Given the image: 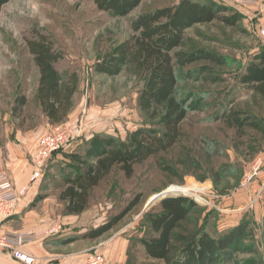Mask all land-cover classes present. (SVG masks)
<instances>
[{"label":"rangeland","instance_id":"1","mask_svg":"<svg viewBox=\"0 0 264 264\" xmlns=\"http://www.w3.org/2000/svg\"><path fill=\"white\" fill-rule=\"evenodd\" d=\"M179 1H146L127 17L99 11L93 0H12L6 4L0 11V169L17 172L18 192L33 184L21 195L17 207L30 212L32 218L40 214L48 224H61L62 229L51 232L56 238L89 232L143 192L141 204L112 231L96 241L78 238V249L104 243L102 254L106 256L111 250L114 254L108 260L112 258V262L122 260L120 250H116V243L121 242L122 247L127 244L124 264H161L145 260L138 250L140 239L151 235L146 215L159 209V202L150 201L180 188L190 193L170 196L187 195L197 203L181 233L207 232L218 237L248 223V232L235 254L236 264H264V98L237 80L264 49L258 33L262 12H248L235 28L215 22L195 25L186 32V44L179 51L210 50L224 56L227 63H198L178 71L175 97L187 100L190 111L182 124V136L170 151L136 166L132 179L114 169L91 191L89 208L80 215L67 214L66 204L59 200L63 175L71 171L67 156H84L94 136H114L124 141L139 128L159 129L163 110L145 113L139 107L143 84L127 69L108 76L97 74L95 65L108 51L131 38L134 18ZM41 35L61 54L56 67L63 78L76 77L78 82L68 118L55 126L48 124L37 101L40 74L27 46L29 40ZM205 64L212 72L198 74ZM20 93H25L29 102L18 119L13 106ZM228 111H237L248 120L242 135L219 120ZM61 125L83 128L82 134L54 154L41 168L40 177L31 183L41 138ZM258 167L259 177L251 185L244 184L246 173ZM33 195L44 198L35 207L31 203ZM71 248L55 251L68 254Z\"/></svg>","mask_w":264,"mask_h":264},{"label":"trees","instance_id":"2","mask_svg":"<svg viewBox=\"0 0 264 264\" xmlns=\"http://www.w3.org/2000/svg\"><path fill=\"white\" fill-rule=\"evenodd\" d=\"M12 0H0V11ZM154 0H93L99 11L116 17H127L144 2ZM243 15L235 9L215 0H181L177 4L159 7L143 13L131 21L133 35L115 46L95 65L97 74L116 76L129 70L143 84L139 93V107L145 113L161 109L160 127H142L132 132L126 140L114 136L97 135L92 138L83 155L67 156L71 170L63 175V188L59 200L66 204L69 215H80L90 205L91 191L118 168L127 179H132L135 167L151 158L170 151L182 136V124L190 106L187 100L175 97L179 83L178 71L189 66L207 63L225 66L226 58L216 52L199 49L193 52L179 51L186 44V32L195 25L221 23L235 28L243 21ZM27 46L39 69L37 101L47 122L58 125L66 121L78 89L76 77L64 79L56 64L61 54L54 50L49 39L41 35L29 40ZM205 64L198 72H212ZM189 78L192 75L187 74ZM238 83L264 98V49L238 75ZM29 98L20 93L14 99L13 113L21 119ZM227 127L242 135L247 121L237 111H228L219 117ZM190 193L180 188L167 193ZM44 198L36 197L35 207ZM139 192L122 210L97 228L81 236L95 241L112 231L143 201ZM197 207L188 196L176 195L163 200L157 210L146 215L151 235L140 239L138 250L145 260L161 264H236L238 244L248 232V223L213 237L207 232L183 234V223ZM65 241V244L77 240ZM135 246V245H134ZM129 254V251H128Z\"/></svg>","mask_w":264,"mask_h":264},{"label":"built area","instance_id":"3","mask_svg":"<svg viewBox=\"0 0 264 264\" xmlns=\"http://www.w3.org/2000/svg\"><path fill=\"white\" fill-rule=\"evenodd\" d=\"M221 2L242 14L243 16L257 7L258 12L261 11L259 0H215ZM258 33L261 39L264 40V18L258 25ZM82 129H74L71 126L64 125L53 128L48 134L41 138L38 152L35 155V165L37 171L31 178V183H34L40 177L41 168L45 163L53 157L54 154L67 147L75 138H79L82 134ZM261 167V166H259ZM259 167L253 172L246 173L244 184L251 185L256 180L261 171ZM29 187H24L21 191L15 187V184L8 172L0 169V251L10 254L13 259L22 264H52L47 259L38 258L35 255L29 254L24 250V247L34 241L35 237L29 232H8L3 228V222L11 218L20 202L21 195L26 194ZM62 229V225L54 226L50 232H58ZM105 257L100 254H94L88 260V264H105Z\"/></svg>","mask_w":264,"mask_h":264},{"label":"crops","instance_id":"4","mask_svg":"<svg viewBox=\"0 0 264 264\" xmlns=\"http://www.w3.org/2000/svg\"><path fill=\"white\" fill-rule=\"evenodd\" d=\"M259 1H260V5H261L260 6L261 11L260 12H262V14L264 16V0H259ZM256 11H258L257 7L252 8V10L248 11V12L249 13L251 12L253 14V13H256ZM248 12H247V14H248ZM246 15H244V16H246ZM257 15H259V14H257ZM8 174L10 175L12 180L14 179L13 182L15 181L14 184H15L16 189L18 190L19 189L18 188L19 178L16 175L17 172L10 170L8 172ZM32 185L30 183H28L29 191H30V188ZM34 195H33V197H31V203H33L34 200L36 199V197L34 198ZM29 214H30V212L27 214L24 211H22V207L19 205L15 214L11 218H9L5 222H3V228H4V230H6L8 232H29V233L34 235V237H35L34 241L24 247V250L27 253L35 255L38 258H41L44 260L47 259L48 261H51L52 264H88V260L91 258L92 255H94V254L103 255L102 251L104 249L103 247L105 246L104 243H101L100 245H96L93 247H89L87 249L86 248L78 249L77 243L80 239L72 241L71 243H68V244L64 243L65 241H68L74 237L80 238L81 236L86 234L87 231H85L83 234H80V235L68 236L67 238H64V236H61V235L58 236L57 238L51 237L53 233H51L50 230L54 226H57L58 224H54L55 222L52 224H50V223L48 224L45 221L46 217L45 216L41 217L40 214H38L36 216L34 215V218L29 216ZM47 220L52 221V219H47ZM60 221L61 220L56 221V222L59 223ZM20 222L21 223L27 222V224H25L24 226H22L20 228L14 227L15 224H18ZM69 223L70 222H68V224ZM102 224H98L97 226H94V228H97L98 226H100ZM45 230H48V231L46 232ZM121 245H122L121 242L116 243V250H120V253H121V258H122L121 262H118V261L112 262L111 261L112 258L110 260H108L110 254L111 255L114 254L113 252H111V250L110 251L108 250L109 254L107 253L106 256L103 255L106 259V262H107L106 264H124V262L126 261L124 258V255H125V252L127 249V244L124 247H122ZM62 247L63 248L66 247V249H68L70 247H74V248H71L72 250L68 254L58 252V250L55 251V249L62 248ZM118 259H119V257H118ZM0 264H22V263L13 259V257L10 254H7L3 251H0Z\"/></svg>","mask_w":264,"mask_h":264},{"label":"water","instance_id":"5","mask_svg":"<svg viewBox=\"0 0 264 264\" xmlns=\"http://www.w3.org/2000/svg\"><path fill=\"white\" fill-rule=\"evenodd\" d=\"M172 193H168V194H159L158 196H156L155 198H153L152 199V201H150V202H155V201H157V202H159V203H161L163 200H165V199H167L168 197H170V195H171ZM181 194H186V193H181ZM187 196V195H186ZM150 204V203H149ZM150 206V205H149Z\"/></svg>","mask_w":264,"mask_h":264}]
</instances>
